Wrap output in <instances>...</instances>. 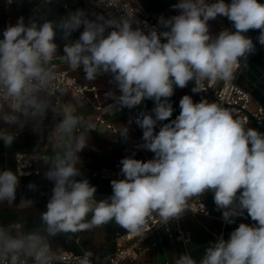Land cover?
Segmentation results:
<instances>
[{"label":"clouds","instance_id":"9594fccd","mask_svg":"<svg viewBox=\"0 0 264 264\" xmlns=\"http://www.w3.org/2000/svg\"><path fill=\"white\" fill-rule=\"evenodd\" d=\"M51 2L41 0L43 11L27 23L19 17L0 39V122L7 125L0 127V141L10 147L25 126L47 139L50 153L41 156L37 145L32 159L47 165L44 175L54 185L46 211L40 212L41 227L26 230L17 221L0 223V264H59L52 240L113 221L143 236L154 214L162 223L178 220L192 198L208 192L225 223H235L245 211L255 223H240L228 239L221 234L199 260L184 251L175 256L174 264H264V132L216 102H194L189 95L180 99V113L170 120L175 87L194 82L192 91L200 92L204 81L233 80L241 62L246 67L256 50L249 30H259L257 39L264 45V3L178 0L172 5L178 14L161 16V30L146 31L126 13L94 12L90 18L78 8L48 19ZM220 17L231 28L213 35L210 21ZM58 58L70 70L82 69L89 81L110 75L109 83L120 93H107L116 111L154 102L151 112L141 110L129 120L142 129L141 147L153 158L121 159L123 178L111 180L112 194L104 199L97 200V188L83 177L79 156L95 124L72 106L56 103L63 95V90L57 92ZM49 113L52 120L46 124ZM128 131L120 126L119 134L127 139ZM19 177L11 168L0 170V203L15 201ZM32 205V200L21 199L18 207ZM198 211L207 215L202 203ZM93 256L86 251L78 264H93Z\"/></svg>","mask_w":264,"mask_h":264},{"label":"crops","instance_id":"0c3cea01","mask_svg":"<svg viewBox=\"0 0 264 264\" xmlns=\"http://www.w3.org/2000/svg\"><path fill=\"white\" fill-rule=\"evenodd\" d=\"M41 0H0V39L3 38V31L9 25H14L19 17L25 18V23L30 17L36 16V12L44 10L45 6L40 4ZM178 0H137L138 11L142 15H147L151 19L161 16L169 18L178 14L172 8ZM230 3L231 0H225ZM78 8L85 9L91 18L92 13H101L88 6L86 0H52L48 5V19H57L66 15L69 11H75ZM42 22V21H41ZM210 31L213 35L218 34L224 28H231V23L226 18H217L210 21ZM79 31L72 34V38H78ZM59 45V54L63 55V41L59 38L56 41ZM255 52L248 56L247 66L241 62V68L237 76V83L249 92L253 98L251 106L252 111L257 105L264 107V45L257 43ZM57 72H69L71 76L77 77L81 83L89 86H95L98 89V97L95 98L92 93H88L85 99H82L75 92L63 93L56 100L60 106H72L77 112L86 118L94 121L97 115V106L108 108L105 118L118 130L120 126L128 127V137L125 139L121 135L112 139L106 126L99 125L90 132L88 146L79 153L82 161L83 177L88 179L90 184L97 188V200L104 199L112 194L111 180L120 172L119 161L131 154V145L134 141H142V129L135 124L134 120L129 123L130 118L134 117L139 111L145 110L151 112L154 102L145 100L142 105L136 109H122L116 111L112 104L114 100L107 95L109 91L119 95V91L114 85L109 83L110 75L99 76L95 81L85 79L82 69L70 70L65 62L59 63L56 67ZM194 82L184 88L175 87L174 95L170 98L174 112L171 119H175L180 113L179 101L184 95L192 97L194 102H198L196 92H193ZM52 114L49 113L46 124H50ZM170 121H165L167 123ZM0 127H7L0 122ZM160 125L156 127L159 131ZM251 127L254 128L252 124ZM11 131L16 132L15 126ZM37 145L41 146V153H50L51 146L47 139H43L38 133L32 131L30 126H25L18 132L16 139L10 147H5L0 141V170L11 168L17 174L15 155L17 153H34ZM148 153V152H147ZM136 159L146 161V153L140 152ZM35 169L40 171L39 175L20 176V183L16 190V199L9 205L7 202L0 203V223L8 224L10 222H20L25 224L26 230L30 228L41 227L40 212L46 211V204L52 195L53 182L48 180L44 173L47 171V165L38 163ZM19 175V174H18ZM34 184L35 188L30 189L29 184ZM21 199H30L33 201L32 207L19 208ZM207 215L187 214L180 223L181 229L190 235L191 240L187 245L176 242L166 232L161 234H152L143 242V246L148 250L131 264H174L176 255L184 251L189 252L195 259L199 260L205 247L214 242L218 236L223 234L225 239L230 237V233L242 222L235 219V223L227 224L223 220L222 210H218L213 199V193L208 192L203 196ZM250 221L255 223L254 221ZM171 230L175 231V225L171 224ZM128 232L114 221L101 227L89 231H82L76 234L58 236L51 241L53 249L72 250L81 253L92 251L100 252L98 256H104L114 250V237L116 234ZM75 251V252H76Z\"/></svg>","mask_w":264,"mask_h":264},{"label":"built area","instance_id":"2783aa9c","mask_svg":"<svg viewBox=\"0 0 264 264\" xmlns=\"http://www.w3.org/2000/svg\"><path fill=\"white\" fill-rule=\"evenodd\" d=\"M86 2L89 7L101 13L111 12L117 15L125 13L131 14L140 22L139 26L144 28L146 31L147 29L152 27H156L158 30H161L158 23L159 18L151 19L149 16L139 13L137 0H86ZM62 62L64 61L59 58L55 60V68L59 63ZM240 68L241 65L236 70L234 79L229 82H202L201 91L196 92L197 101L199 102L202 99H206L209 102H216L223 107L231 110L234 118L238 117L245 119L249 122L250 127L253 124L254 128L259 130L260 132H264V107L257 105L256 109L252 111L251 106L253 103V98L251 94L237 83V76ZM57 73L59 75V79L57 81L58 94L60 90H63V93L75 92L82 99H85L88 93H92L95 98L98 97L97 87L81 83L77 77L71 76L69 72ZM96 110L97 115L93 121L95 126H106L112 139H116L117 137H119V130L114 125L109 123L105 118V114L108 111V108L97 106ZM143 143L144 142L139 140L134 141L131 145L132 152L128 157L135 158L138 153L144 152L146 153V160L152 159L154 154L146 149H143L141 147ZM44 154L45 153H41V156ZM33 155L34 153H17L15 155L16 168L20 176L25 177L32 174H40V171L35 169V167L41 161L32 159ZM114 178L122 179L123 176L120 174V172H117ZM200 203L204 205L203 197L192 198L189 201V210L186 211L184 215L178 220H173L169 223H162L159 220V217L154 214L153 217L148 221L150 231H147L143 236L132 235L129 232L118 234L115 240V252L105 258H92L93 264H131L137 261L138 258L148 250L147 247L143 246V242L148 236L152 234H161L163 232H166L176 242L187 245L190 242L191 237L181 229L180 223L182 222L183 217L187 214L205 215L204 212L198 211L200 208ZM236 206L237 205H234V207ZM235 219L242 223L253 224V222L250 221V217L247 216L246 211L244 212L243 216H238ZM171 224L175 225L176 229L174 232L170 228ZM186 239L189 240L187 244H185L184 242ZM59 253V264H78L79 258H81L84 254H79L72 250H59Z\"/></svg>","mask_w":264,"mask_h":264},{"label":"trees","instance_id":"16d2710c","mask_svg":"<svg viewBox=\"0 0 264 264\" xmlns=\"http://www.w3.org/2000/svg\"><path fill=\"white\" fill-rule=\"evenodd\" d=\"M259 2H260V3H264V0H259ZM259 34H260V33H259V30H249V32L247 33V35L253 39V42H254L255 45H256L257 43H259V42H258V39H257L258 36H259ZM117 235H118V234H116V236L114 237V240H113V242H114V250H113L112 252H110V253H108L107 255H104V256H98L97 254H100V252H97V253H94L93 258L100 259V258H105V257H107V256L112 255V254L115 252V250H116V243H115V240H116ZM75 251H76V250H75ZM76 252H77V251H76ZM77 253L82 254L81 252H77Z\"/></svg>","mask_w":264,"mask_h":264}]
</instances>
